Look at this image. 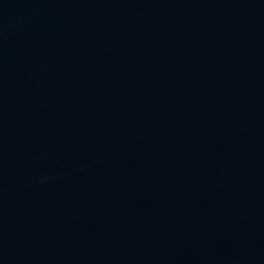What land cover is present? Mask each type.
<instances>
[{
    "label": "water",
    "instance_id": "95a60500",
    "mask_svg": "<svg viewBox=\"0 0 264 264\" xmlns=\"http://www.w3.org/2000/svg\"><path fill=\"white\" fill-rule=\"evenodd\" d=\"M0 264H264V0H0Z\"/></svg>",
    "mask_w": 264,
    "mask_h": 264
}]
</instances>
